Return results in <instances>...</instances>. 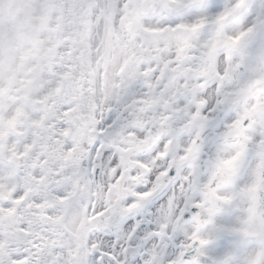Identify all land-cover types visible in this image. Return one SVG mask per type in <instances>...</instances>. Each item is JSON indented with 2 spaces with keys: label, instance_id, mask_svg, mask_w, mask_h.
<instances>
[{
  "label": "snow or ice",
  "instance_id": "snow-or-ice-1",
  "mask_svg": "<svg viewBox=\"0 0 264 264\" xmlns=\"http://www.w3.org/2000/svg\"><path fill=\"white\" fill-rule=\"evenodd\" d=\"M0 264H264V0H0Z\"/></svg>",
  "mask_w": 264,
  "mask_h": 264
}]
</instances>
